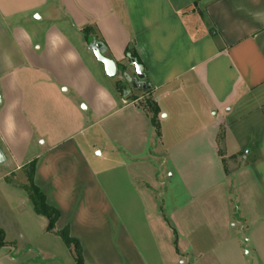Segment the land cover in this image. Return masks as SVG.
<instances>
[{
    "label": "crops",
    "instance_id": "obj_1",
    "mask_svg": "<svg viewBox=\"0 0 264 264\" xmlns=\"http://www.w3.org/2000/svg\"><path fill=\"white\" fill-rule=\"evenodd\" d=\"M0 98V264H77L33 163L85 264H264V0H0Z\"/></svg>",
    "mask_w": 264,
    "mask_h": 264
},
{
    "label": "trees",
    "instance_id": "obj_2",
    "mask_svg": "<svg viewBox=\"0 0 264 264\" xmlns=\"http://www.w3.org/2000/svg\"><path fill=\"white\" fill-rule=\"evenodd\" d=\"M92 31H93V28L89 26L83 27V33H85L86 37L89 39H90V33ZM102 44L105 45L104 42H102ZM127 56L128 57L130 56L133 59H136L139 63L143 64L138 58V56L132 50H129V52L127 53ZM147 81L150 83L148 79ZM145 107L152 114V122L158 134H160V125L157 120L159 111H160L158 104L153 98H149L148 100H146ZM34 168H35V164L33 163L30 165L29 170H28L29 184L26 186V190L29 193V197L34 205L35 211L38 214L43 215L48 219L47 230L49 232H55L56 235L61 237V239L66 244V246L71 249L76 263L85 264L82 245L77 238L71 235L70 228L67 226L63 228L62 230H56V223L61 216V212L58 208L49 204V202L47 201L46 194L43 192V190L38 185L35 184L34 173H33ZM2 245H4V238H3V232L0 231V246Z\"/></svg>",
    "mask_w": 264,
    "mask_h": 264
},
{
    "label": "water",
    "instance_id": "obj_3",
    "mask_svg": "<svg viewBox=\"0 0 264 264\" xmlns=\"http://www.w3.org/2000/svg\"><path fill=\"white\" fill-rule=\"evenodd\" d=\"M106 49V45L95 40L90 44V50L95 54L98 62L104 66L108 77L114 79L122 74V79L128 83H131L133 89L142 90L145 92L152 90V85L146 79L147 75L145 73L143 64L129 56L128 58L130 60V65L135 69V73L130 74L125 71L124 68L121 67L115 60L106 56ZM5 160L6 159L3 151L0 148V163H4Z\"/></svg>",
    "mask_w": 264,
    "mask_h": 264
},
{
    "label": "rangeland",
    "instance_id": "obj_4",
    "mask_svg": "<svg viewBox=\"0 0 264 264\" xmlns=\"http://www.w3.org/2000/svg\"><path fill=\"white\" fill-rule=\"evenodd\" d=\"M130 68H131V70H135L133 67H131L130 66ZM125 83H122V85H116V89H117V92L120 94V95H125V93H124V88H125ZM134 90V92L136 93L138 90H136V89H133ZM139 91H141L140 93H138V94H142L143 92L144 93H147V92H150V91H147V92H145V91H142V90H139ZM150 97H146L143 101H142V103L143 104H146V100H148ZM57 236V238H60L58 235H56ZM60 240H62L61 238H60ZM63 244H65L64 242H63ZM65 246V248H66V250L67 251H70V252H72L71 251V249L70 248H68L67 246H66V244L64 245ZM64 260H66V259H63V257L61 256V259H60V261L63 263V264H65V262H64Z\"/></svg>",
    "mask_w": 264,
    "mask_h": 264
},
{
    "label": "flooded vegetation",
    "instance_id": "obj_5",
    "mask_svg": "<svg viewBox=\"0 0 264 264\" xmlns=\"http://www.w3.org/2000/svg\"><path fill=\"white\" fill-rule=\"evenodd\" d=\"M125 84H126V86L124 88V93L126 94L129 91L133 90V88H132V84L131 83H128V82L125 81Z\"/></svg>",
    "mask_w": 264,
    "mask_h": 264
}]
</instances>
